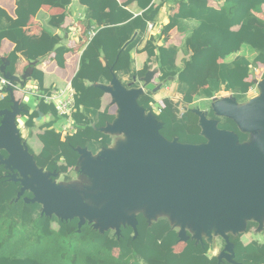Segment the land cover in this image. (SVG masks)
Listing matches in <instances>:
<instances>
[{"label": "trees", "instance_id": "16d2710c", "mask_svg": "<svg viewBox=\"0 0 264 264\" xmlns=\"http://www.w3.org/2000/svg\"><path fill=\"white\" fill-rule=\"evenodd\" d=\"M53 1L64 6L70 3V0ZM79 1L87 6L90 20H95L99 25L107 24L92 38L83 53V60H106L107 67L100 77L105 83L112 80L111 69L117 76L143 77L147 69L134 72L131 57L132 50L141 39L138 38L127 49L123 48L137 30L140 35L145 34L147 21H155L160 9L154 7V0L127 2H137L146 12L145 20L141 16L130 15L116 0ZM43 2L44 0H16L17 27L0 22V45L5 38L16 42V48L10 56L12 65L18 58L17 54L24 49L28 50L30 60L42 58L53 50V46L41 41H31L24 45L21 38L22 26L38 14ZM263 5L264 0H226L224 7L216 10L209 6L208 0L182 2L178 16L170 21L165 31L169 32L178 26L179 20H196L199 25L190 34L192 43L209 42L192 55L182 68L176 66V48L160 47V80L163 82L177 76L178 93L183 95L186 104L193 101L192 93L199 92V88L204 87H207L206 90L200 94L206 98L220 92L223 86L227 92L246 95L251 86L247 82L250 63L246 59L232 63L221 61L248 46L258 54L254 63L264 64V21L252 13L259 11ZM0 21H3L2 18ZM59 21L62 23L63 18ZM237 22L241 23V28L234 34L232 28ZM154 49V46L146 47L150 59L154 56ZM74 86L78 92L74 114L78 125L77 132L61 141L56 131L48 130L39 137L43 144L42 152L34 155L30 151L37 166L47 172L68 174L72 162L79 159L77 148L88 149L96 154L112 145L109 136L90 125V119L95 121L97 128L114 121L113 116L100 113L103 91L95 87L86 88L77 83ZM244 98L237 97V100L242 102ZM139 104L147 112H151L152 93L148 92L140 97ZM163 104L164 107L157 116V120L164 125L162 136L169 141L178 137L182 143L202 141L197 115L187 111L180 118L176 103L165 99ZM11 106L8 97L0 101V111L10 109ZM35 117L36 115H32L28 118L27 126L33 125ZM214 118L211 114L210 119ZM218 127L238 135L240 143L249 142L251 138L250 134L242 132L231 119L221 118ZM1 154L7 156L4 151ZM20 190L21 185L12 182L4 166L0 165V264H218L216 257H208L209 244L206 240L204 245H196L190 240L181 252H176L178 233L168 219H159L150 224L139 214L137 237L129 227L123 228L122 235L118 237L111 230L101 233L90 224L79 229L78 219L64 222L56 217L41 215V205L27 204L24 200L27 197L32 198L31 193L27 192L18 200ZM54 224H58V230L54 229ZM257 227L258 224L249 222L246 231ZM230 242L234 245L236 264H264V242H252L245 246L234 235H230ZM116 249L119 250L118 256L114 255Z\"/></svg>", "mask_w": 264, "mask_h": 264}, {"label": "water", "instance_id": "95a60500", "mask_svg": "<svg viewBox=\"0 0 264 264\" xmlns=\"http://www.w3.org/2000/svg\"><path fill=\"white\" fill-rule=\"evenodd\" d=\"M10 80L16 83L15 78ZM145 88L128 90L116 77L102 88L118 107V117L107 132L124 139L96 154L76 149L80 190L58 185L57 172L37 166L21 139L17 118L24 111L18 103L0 111V165L12 182L21 185L18 200L29 192L32 198L25 202L41 205V215L64 222L78 219L79 229L88 223L101 233L115 230L118 237L127 227L137 237L138 213L150 224L167 215L179 242L190 240L188 232L202 245L204 237L210 242L220 237L225 246L218 264H236L230 235L245 232L249 222L264 229V80L259 96L248 104L240 107L236 98L227 99L214 110L215 116L233 120L250 134L246 143L200 112L193 113L199 117L205 144L167 140L161 134L163 123L139 104L145 90H158L150 75ZM255 134L259 138L251 143Z\"/></svg>", "mask_w": 264, "mask_h": 264}, {"label": "crops", "instance_id": "0c3cea01", "mask_svg": "<svg viewBox=\"0 0 264 264\" xmlns=\"http://www.w3.org/2000/svg\"><path fill=\"white\" fill-rule=\"evenodd\" d=\"M116 1L130 15H133L134 17L141 16L144 20L146 19L145 10L140 8L137 2L129 4L127 3L128 0ZM225 1L226 0H208L209 6L216 10L223 8ZM182 2L187 3L188 0H167L164 2L162 0H154V7H159L160 9L155 21H147V30L145 34L140 35V31L137 30L133 34L131 40L123 48L127 49L138 38L141 39L140 43L131 52L133 71L140 72L147 69L146 74L143 77L134 75L117 76L113 69H111L112 80L116 77L128 90L139 89L142 87L145 88L146 79L148 75H150V83L156 87V90H158L156 92L145 90L144 95H147L148 92L152 93L153 104L150 113L156 118L164 107L163 101L165 99H171L178 105L180 118H182L183 114L187 111L200 112L203 114L208 113L210 118L211 114L215 116L214 110L221 101L237 99V97H245V100L242 102H238L237 100L238 105L243 107L253 99H256L259 96V94H257L259 91V84L264 80V64L254 63L258 54L248 46L242 47L239 51L230 55L225 61H221L232 63L239 59H246L250 63L249 78L247 79V82L250 83L251 86L246 95L227 92L223 86L220 92L215 93L211 98H206V96L200 94V92L204 93L206 90L207 87H204L199 88V92L192 93L193 101L190 104H186L183 101V95L178 93L177 76L170 77L163 82L160 80L161 73L158 62V49L160 47L176 48L178 50L176 66L182 68L192 55L204 46H207L209 42L208 41L205 44L192 43L190 34L193 29L199 25V22L196 20H179L178 26L169 32L165 31V27L170 21L176 19L178 16ZM15 11L16 0H0V18L3 20L0 21L1 23L6 25L11 24L17 27ZM252 13L257 18L264 21V5L260 7L259 11ZM60 18H63L62 23L59 21ZM106 25V23L99 25L95 20H90L88 18L87 6L82 5L79 0H70L69 5L66 6L60 3H55L53 0H44L38 14L32 17L28 24L22 26L23 33L21 38L24 45H27L31 41H41L53 46V50L48 55L38 58L37 60H30L28 57V50L24 49L17 54L18 58L15 64L12 65L10 56L16 48V42L11 38H5L2 40L0 45V78L8 82L11 81V78H15L16 84L20 86V90L12 89L13 91L11 92L7 90L9 87H5L4 89L0 87V101L3 100L1 98V94H3L4 99L7 97L9 98L12 106L14 105L13 102H16L19 104L20 108L23 109L24 112H22L21 116L17 118V125L23 143L34 155H39L42 152L43 144L39 137L46 131H56L60 135L61 141H65L68 136L75 134L78 130V125L74 119L76 110L71 116H60L41 99L43 96H50L53 93L65 90L67 87L71 86L76 92V103V97L78 95L74 86L76 83L86 88L95 87L104 93L101 100L102 105L100 113H106L109 116H113L114 121L117 119L118 107L114 103L113 97L102 90L103 87L110 86L112 80L109 83L107 82L108 84L100 80L102 73L107 67L106 60L100 58L87 62L82 58L83 53L92 38H94L98 31ZM240 28L241 23L237 22L234 28H232V31L236 34ZM91 34H93V36H91ZM148 45L155 47L154 56L151 59L146 50ZM32 52L34 53L35 51ZM25 88L34 89L36 91L35 95L25 93ZM80 111L82 112V109ZM32 115H36L33 125L27 126L28 118ZM220 119L221 118L217 116L214 118V120L219 121V123ZM113 122L106 123L104 127L97 128L95 121L90 119V125L93 128L110 137L112 140L110 148H114L117 141H122L124 139L123 135H113L107 132V128L110 127ZM64 128L69 129L70 131L66 134H62ZM22 133L25 134L26 138L22 136ZM200 136L202 141H194L195 143L187 144H205L207 140L202 135V132ZM179 142H181L180 139ZM78 163L79 159L72 162L68 174H59L56 179L58 185H65V187H68L67 185L75 184V180L72 179L71 174L76 170L79 174ZM59 178H63V181H58ZM78 185H80V183H78ZM143 215L145 216V214ZM169 218L170 217L167 215L159 216L155 220H152V223H155L159 219H168L172 226V220ZM53 227L55 230H58V224H54ZM258 227L239 234L237 237L240 238V242L245 246L252 242L263 243L264 235L263 237L261 235L259 237L256 236V233L262 234L264 233V229L263 231H259ZM174 230L178 232L177 229ZM111 231L117 236L115 230ZM188 236H190V240L194 241L196 245L201 244H197L193 235L189 232ZM203 239L209 244L208 257H216L218 259L224 249V241L220 237L214 238L212 242L206 237ZM186 244L187 243L185 242H179L175 247L176 252H181ZM179 248H181V250H178ZM118 254L119 250L116 249L114 255L118 256Z\"/></svg>", "mask_w": 264, "mask_h": 264}, {"label": "built area", "instance_id": "2783aa9c", "mask_svg": "<svg viewBox=\"0 0 264 264\" xmlns=\"http://www.w3.org/2000/svg\"><path fill=\"white\" fill-rule=\"evenodd\" d=\"M93 36V34H91ZM0 87L3 89L5 87H12L14 90H20V86L16 83H10L0 78ZM258 87V86H257ZM25 93L35 95L36 91L31 88H25ZM75 90L69 86L65 90H60L56 93H53L50 96H43L41 99L48 104L53 111L60 116H71L76 110L75 103ZM1 98L4 99V95L1 94ZM69 129L64 128L62 134H66Z\"/></svg>", "mask_w": 264, "mask_h": 264}, {"label": "rangeland", "instance_id": "374dc122", "mask_svg": "<svg viewBox=\"0 0 264 264\" xmlns=\"http://www.w3.org/2000/svg\"><path fill=\"white\" fill-rule=\"evenodd\" d=\"M257 94H260V91H258ZM113 111H115V110H113ZM259 135H260V134H255V136H253V138H252L251 143L256 142V141L258 140V138H259ZM22 136H23L24 138H26V136H25L24 133H22ZM76 171H77V170H76ZM76 171H74V172L71 174V175H72V179L75 180V184L73 183V188L76 189V190H80L81 188L78 186V183H79L78 180H80V177H79V174H78ZM78 178H79V179H78ZM58 181H63V178H59ZM77 182H78V183H77ZM260 235L263 237L264 233H262V234H257V233H256V236H259V237H260ZM220 241H221V240H220ZM221 246H222V243H221ZM178 250H181V248H179ZM116 253H117V252H116Z\"/></svg>", "mask_w": 264, "mask_h": 264}]
</instances>
